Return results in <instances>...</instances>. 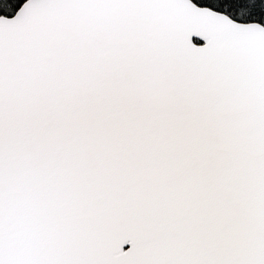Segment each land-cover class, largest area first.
I'll return each mask as SVG.
<instances>
[{"label": "snow or ice", "instance_id": "1", "mask_svg": "<svg viewBox=\"0 0 264 264\" xmlns=\"http://www.w3.org/2000/svg\"><path fill=\"white\" fill-rule=\"evenodd\" d=\"M0 264H264V0H0Z\"/></svg>", "mask_w": 264, "mask_h": 264}]
</instances>
